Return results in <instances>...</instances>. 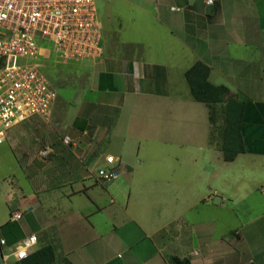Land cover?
Here are the masks:
<instances>
[{
    "label": "crops",
    "instance_id": "1",
    "mask_svg": "<svg viewBox=\"0 0 264 264\" xmlns=\"http://www.w3.org/2000/svg\"><path fill=\"white\" fill-rule=\"evenodd\" d=\"M135 1L137 10L165 32L163 43L155 48L162 62L146 59L142 41L128 45L114 37L100 59L84 66L91 75V98L63 136L72 140L69 181L50 194L31 192L28 184L26 191L22 184L16 196L8 194L13 198L5 200L6 212H0V239L5 241L0 264H21L13 257L4 263L2 255L31 235L37 238L32 253L45 246L54 249L52 264H169V256L187 258L191 264H264V235L248 230L263 218L264 181L258 190L249 186L244 197L235 185L227 186L238 176L226 171L240 159L246 164L264 158V127L250 131L254 134L244 140V152L226 162L222 115L212 123L208 107L200 115L195 100L185 94L190 93L186 71L202 62L210 69L213 85L227 87L238 101L264 103L242 94L234 84L236 77H243L250 86L264 75V0H213L211 6L204 0ZM231 43L243 52L261 51L259 64L248 57L236 64L241 55L231 52ZM159 103H164L163 117L155 108ZM144 110V125L153 117L149 128L131 125L130 119ZM98 117L105 124L96 122ZM134 128L146 131L141 153L121 143L120 130L129 136ZM50 133L41 143L42 148H53V157L56 141L51 142L55 134ZM22 136L11 133L9 140L16 143ZM59 145L65 146L60 141ZM146 148L152 149L148 155ZM106 155L115 157L119 172L110 183L100 182L96 175ZM47 159L40 158L43 163ZM145 162L153 174L141 175L139 166ZM6 183L5 194L12 193L11 182ZM215 191L220 192L218 199L207 197ZM203 207L210 212L201 211ZM15 213L21 215L19 220L11 219ZM250 236L257 246L251 245Z\"/></svg>",
    "mask_w": 264,
    "mask_h": 264
},
{
    "label": "rangeland",
    "instance_id": "2",
    "mask_svg": "<svg viewBox=\"0 0 264 264\" xmlns=\"http://www.w3.org/2000/svg\"><path fill=\"white\" fill-rule=\"evenodd\" d=\"M136 3L137 2L135 0H96L98 17L102 26L101 33L103 49L108 46L107 41H112L114 37L121 42L129 43L128 45L137 41H142L145 45L146 59L149 62H154L153 60L162 62V60L159 59V54L155 51V48H159L163 43L164 40H162V38H164L165 32L162 31V33H160V28L156 29L154 27V24L150 22L148 15L137 10V6L135 5ZM229 49L233 54L241 55L236 57V64L245 63V60H242L244 57L251 59L253 64H259L261 51L256 52L255 48H250L243 52L241 47L232 43L229 45ZM124 50H126V48ZM89 63L90 62H82L80 64H69L66 66L47 65L44 67L43 72L56 89L57 100L55 102L49 123H43L39 119L27 121L26 123L11 129L9 132L10 136L11 133H22V138L17 140L16 143H13V141L9 140V136L8 140L0 145L1 213L6 212L5 200L9 201L13 198L12 196H16V188L18 186H22V184L24 189L25 185L28 184L31 192L41 189L47 194H50L51 190L61 189L67 185L71 174L68 170V148L70 146L62 147L59 145V141L61 142L63 136L68 133L70 123L80 113L84 102L91 98V93L89 95L87 87V83L90 81L91 75L87 68H84V66H88ZM241 79L238 80L236 77L234 84L236 88L243 92L242 94H245L252 99L261 98L264 100V75L259 79L260 82L253 83L250 86H245ZM186 87V89H188L187 84ZM185 94H187V97L190 100L194 101V99L190 98L191 94L189 91L185 90ZM194 103L200 115L203 114L206 109L205 107H208L209 119L210 116L214 114L212 123H215L219 116L220 118L221 115L223 117L224 103H219L215 106L205 105L196 101ZM163 105L164 103H159L158 106L155 107L161 117L165 114L161 113ZM144 112V114H139L136 118L130 119L132 120L131 125H135V123L143 124L141 122L142 119L146 118L148 115L146 110H144ZM127 115H129V113L124 114L121 126L119 124L121 129H125L124 121L128 120ZM102 119L103 118L98 117L95 121L105 124ZM152 119L153 117L150 119L147 118L145 120L146 125L143 124L142 126L145 129L147 127L149 128L148 124L152 121ZM50 131H54L55 134V138H53L51 142L56 141L54 146L57 151V155L53 157H51V155L50 158L43 163L38 156L39 151L43 147L41 138L43 137V139H46L47 136H51L52 133H50ZM120 131L124 134V139L121 143L126 142L127 146L135 148L136 151L139 148L138 152L141 153L145 144L141 140H145L147 138V136H145L146 131L140 133L137 128H134L133 131H129V136L125 134L126 131ZM158 149L163 150L164 146H160ZM150 151H152V149L146 148L145 153L148 155L150 154ZM87 155L88 154L85 153L84 158H86ZM241 161L242 160L240 159L233 166L226 167V171L228 169L230 174L238 176L236 181L228 182L227 186L232 188L235 185V189H238V191L240 190L239 193L245 197L250 191L249 186L252 185L251 190H253L254 187L258 190L260 187L259 185L262 181H264V158L256 159L254 162H247L246 164ZM82 165H84V163ZM216 165L219 167V164ZM139 170L141 175L153 174V170L148 167L146 162L142 166H139ZM7 181L11 182L14 189L12 190V193L5 194L4 188ZM36 183H38L39 186H36ZM255 183H257V185H255ZM213 193L207 197L211 198V200L213 197H215V199L220 197L219 191H215V194ZM8 194H11L12 196ZM252 196L260 198V196H257L256 193ZM248 201L250 202V198ZM261 203L263 206V218L257 221L251 228H248V230H251L256 236L264 235V194L263 201ZM205 208L206 207L201 208V211L204 213L210 212L211 208L208 210ZM217 209H220V207H217ZM252 212L256 214V208H253ZM254 238V236L249 237V241L253 247L257 246V244H254ZM254 250L256 251V249Z\"/></svg>",
    "mask_w": 264,
    "mask_h": 264
},
{
    "label": "built area",
    "instance_id": "3",
    "mask_svg": "<svg viewBox=\"0 0 264 264\" xmlns=\"http://www.w3.org/2000/svg\"><path fill=\"white\" fill-rule=\"evenodd\" d=\"M211 6L213 0H204ZM101 23L96 0H0V145L11 129L39 119L49 123L57 93L44 67L94 62L103 55ZM69 136L61 143L69 146ZM46 146L39 157L47 159ZM97 179L110 183L119 177L113 155H106ZM215 194V192L213 193ZM15 213L11 219L19 220ZM35 235L24 238L2 255L23 261L36 245ZM0 245L5 241L0 239Z\"/></svg>",
    "mask_w": 264,
    "mask_h": 264
},
{
    "label": "trees",
    "instance_id": "4",
    "mask_svg": "<svg viewBox=\"0 0 264 264\" xmlns=\"http://www.w3.org/2000/svg\"><path fill=\"white\" fill-rule=\"evenodd\" d=\"M209 73L210 69L205 64L196 62L186 71L185 78L195 101L209 106L224 103L221 150L224 160L231 162L244 152V140L250 131L256 133L259 125L264 127V103L236 100L227 87L210 83ZM213 118L214 114L210 116L211 122ZM55 259L54 249L45 246L21 261V264H52ZM167 260L169 264H191L189 259L176 256H169Z\"/></svg>",
    "mask_w": 264,
    "mask_h": 264
}]
</instances>
